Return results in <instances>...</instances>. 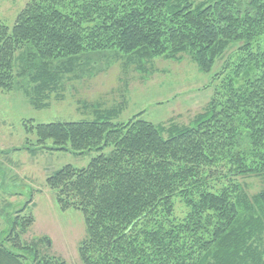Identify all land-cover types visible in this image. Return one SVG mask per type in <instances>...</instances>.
I'll return each instance as SVG.
<instances>
[{
	"label": "trees",
	"instance_id": "obj_1",
	"mask_svg": "<svg viewBox=\"0 0 264 264\" xmlns=\"http://www.w3.org/2000/svg\"><path fill=\"white\" fill-rule=\"evenodd\" d=\"M108 51L139 73L156 58L187 57L205 74L228 60L188 126L114 124L109 112L24 124L40 148L97 154L47 179L61 211L84 215L82 264H264V189L250 196L237 181H264V0H29L12 28L0 20V91L46 109ZM25 210L9 220L0 264H67L39 252L45 239L23 242Z\"/></svg>",
	"mask_w": 264,
	"mask_h": 264
},
{
	"label": "rangeland",
	"instance_id": "obj_2",
	"mask_svg": "<svg viewBox=\"0 0 264 264\" xmlns=\"http://www.w3.org/2000/svg\"><path fill=\"white\" fill-rule=\"evenodd\" d=\"M28 2L0 0V20L12 28ZM124 57L108 51L97 55L83 70H74L66 77L64 99L51 100L46 109L31 106L22 89L0 91V242L10 234L15 214L26 209L19 215L30 212L34 223L23 242L45 239L47 242L38 243L42 255L61 258L67 264H82L78 248L86 238L84 215L78 210L61 211L47 179L68 165L85 168L97 154L40 148L25 123L95 121L98 113L109 112L114 124L141 115L144 121L167 128L171 124L188 126L208 106L218 82L213 80L215 73L221 72L228 60L226 56L211 74H205L187 57L181 62L156 58L139 73L137 63ZM237 181L250 196L264 189V181L256 177H240Z\"/></svg>",
	"mask_w": 264,
	"mask_h": 264
}]
</instances>
